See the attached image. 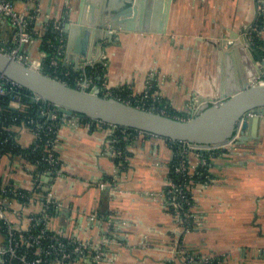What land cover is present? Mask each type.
Instances as JSON below:
<instances>
[{
  "label": "crops",
  "instance_id": "0c3cea01",
  "mask_svg": "<svg viewBox=\"0 0 264 264\" xmlns=\"http://www.w3.org/2000/svg\"><path fill=\"white\" fill-rule=\"evenodd\" d=\"M259 2L264 19V0ZM48 3L17 0L16 7L30 12L38 6L40 26L46 20L59 22L56 30L60 32L55 31L65 46L62 27L77 17L78 0ZM255 10L254 0H171L165 32L134 29L102 41L104 48L93 53L102 61L89 68L86 86L92 88L90 83H97L100 90L119 87L124 93L139 96L148 73L155 72L159 94L177 113L189 102L196 105L201 99L214 100L221 83L225 86L227 82L226 58L223 54L219 58L220 38L243 42V28L253 20ZM257 18L248 32L254 48L257 45L250 33L258 28ZM11 31L12 26L0 18V37L7 44H13ZM40 45V39L35 38L19 48L37 63L42 56ZM232 58L235 64L241 61L236 54ZM61 63L71 75L84 78V70H75L66 47ZM239 76L235 72V77ZM108 135L105 126L80 118H67L59 125L55 149L63 175L54 181L52 189L62 205L53 216L52 227L64 235L92 240L109 231L113 238L100 264H197L186 262L176 251L174 237L180 228L163 205V184L174 155L170 142L150 133L126 134V163L117 170V187L112 191L96 184L115 168ZM245 135L247 138L237 140L224 153L214 154L206 184L192 186L195 223L178 234L180 247L200 255L221 254L226 264H264V120L258 121L254 136L249 129ZM17 139L21 145H28L33 139L31 129H20ZM188 158L195 162L193 151ZM32 169L22 155L5 156L0 178L4 183L21 185ZM9 207L19 210L17 215L10 214L17 225L25 226L28 214L38 212L41 202L21 207L13 201ZM93 211L99 219L88 218ZM105 216H111V224ZM3 240L0 225V242ZM73 264L89 262L80 258Z\"/></svg>",
  "mask_w": 264,
  "mask_h": 264
},
{
  "label": "built area",
  "instance_id": "2783aa9c",
  "mask_svg": "<svg viewBox=\"0 0 264 264\" xmlns=\"http://www.w3.org/2000/svg\"><path fill=\"white\" fill-rule=\"evenodd\" d=\"M16 1L0 0V18H4L12 26L13 38V44H7L0 37V50L18 60L34 63L30 55L22 51L19 46L39 38L37 36L41 33L40 25L38 23L34 25L32 22L33 20L38 22L40 11L38 6L30 12L22 11L16 7ZM258 4V12L261 13L262 6L260 2ZM53 27L56 30L60 27V23H53ZM50 46L49 55L40 49L42 70L65 83L86 86L81 76L75 73L71 75L70 70L63 67L61 63L65 51L63 40L58 36L56 42L51 43ZM101 93L146 109L168 114V104L162 101V96L158 92L155 72L148 73L144 90L139 96H134L131 92L124 93L119 87L105 88L101 90ZM26 98L28 102L24 101ZM3 107L17 109L20 112L13 117V123L6 127L3 126V130L0 131V145L7 141L21 145L17 139L18 131L27 127L31 129L33 139L24 146L30 147L31 152H36L39 147L40 149L30 159L23 154L0 152V164L5 156L22 155L33 166V169L27 172V180L21 185L14 182L4 183L0 178V225L4 230V240L0 242V264H73L80 258L87 259L89 264H100L105 258L106 246L113 238L109 231L97 240H92L64 235L61 230L52 227L53 216L62 205L52 189L54 181L63 175V167L55 149L58 142V128L67 118L77 119L79 117L75 114L67 116L61 113L56 104L48 100L42 101L38 93L9 80L0 72V111ZM195 107L196 105L189 102L183 112L172 113V116L180 119L189 118L193 115ZM90 120L95 124L105 126L109 132L108 149L115 168L109 178L101 177L96 184L99 188L113 191L117 187L115 184L117 170L123 166L122 163L118 164L116 159L126 154L127 143H121L120 133L125 135L134 132L142 134L148 132L113 125L101 120ZM2 122H4L3 114L0 112V126L5 124ZM238 136L239 133L236 132L224 144H201L188 140H173L174 144L170 143L174 155L164 180L162 196L163 205L171 213L176 227L180 228V233L190 230L195 223L192 186L197 183L206 184L209 181L208 166L211 158L214 154L224 153L225 149L233 147ZM191 151L196 157L193 164L188 158ZM44 188L46 190H43ZM13 201L21 207L40 201L41 207L38 212L28 214V222L25 226L22 223L17 225L12 215H17L19 210L9 207ZM88 218L90 220L99 219L95 211L90 212ZM104 219L111 224V216H105ZM178 234L174 237L177 242L176 251L181 253L183 260L206 264L214 258V253L200 255L180 247ZM217 262L220 264L222 260L218 259Z\"/></svg>",
  "mask_w": 264,
  "mask_h": 264
},
{
  "label": "water",
  "instance_id": "95a60500",
  "mask_svg": "<svg viewBox=\"0 0 264 264\" xmlns=\"http://www.w3.org/2000/svg\"><path fill=\"white\" fill-rule=\"evenodd\" d=\"M170 1L78 0L77 17L70 18L62 31L66 33V52L69 58L73 57L75 70H84L83 83H87L89 68L102 61L93 53L104 48L102 41L105 38L111 41L113 34L134 29L165 32ZM254 2V18L241 34L245 44L241 40L220 38L222 46L218 51L222 49L219 58L222 54L226 58V85L221 83L218 98L199 100L193 115L186 119L102 94L97 83H90L92 88L65 83L42 70L41 58L37 63H30L0 50V72L9 80L38 93L42 101L56 104L67 116L75 114L79 118L101 120L171 140L224 144L236 132L239 133L237 140H243L247 138L246 129L254 136L258 121L264 120V79L260 81L264 77V57L248 38L249 30L255 26V18L258 16L259 19L260 15L259 0ZM258 27L264 28V19ZM233 54L241 58L237 64ZM235 72L240 76L235 77Z\"/></svg>",
  "mask_w": 264,
  "mask_h": 264
},
{
  "label": "trees",
  "instance_id": "16d2710c",
  "mask_svg": "<svg viewBox=\"0 0 264 264\" xmlns=\"http://www.w3.org/2000/svg\"><path fill=\"white\" fill-rule=\"evenodd\" d=\"M37 21H34L32 22V24H36ZM40 31L41 33L39 34V39H40V49L46 51V53L49 55L50 52H51V46L50 44L51 43H54L56 42L57 40V37L58 35L56 34V31L53 27V21L51 20H46V21H43L41 23V26H40ZM255 41L257 43H261V40L255 36ZM257 45V44H256ZM258 46V45H257ZM48 55L45 57V61L47 60V57ZM25 102H28V99H24ZM162 101L165 102V100L162 98ZM169 106V105H168ZM2 114H3V120L4 122L2 123H5L3 125L0 126V131L3 130V126L5 125H9L11 123H13V117L17 115L18 112H20V110H17V109H9V108H2L1 111ZM172 113H177L173 108L171 107H168V115H172ZM83 122H88V123H93L95 124V122H92L90 120V118H87V117H84V118H80ZM15 123H18V122H15ZM4 127V128H5ZM6 130V129H5ZM120 140H121V143L122 144H125L126 141H127V138L128 136L124 133H120ZM170 143H173L175 141L171 140V139H168L166 138ZM40 149V147L36 150V152H31L30 150V147L28 146H22V145H19V144H14V143H10L9 141L3 143L2 145H0V152H10L12 154H23L25 155L28 159H30L33 154H37L38 153V150ZM116 162L119 164V163H122L123 165L126 163V154H124L123 157H120L118 159H116ZM104 178H109V176H104ZM214 258L206 263V264H219L217 262L218 259L222 260V262L220 264H226L225 263V259H224V256L221 255V254H218V253H214Z\"/></svg>",
  "mask_w": 264,
  "mask_h": 264
},
{
  "label": "rangeland",
  "instance_id": "374dc122",
  "mask_svg": "<svg viewBox=\"0 0 264 264\" xmlns=\"http://www.w3.org/2000/svg\"><path fill=\"white\" fill-rule=\"evenodd\" d=\"M263 12L260 13L259 15V19L257 20V23H260V21L262 20L261 18H263ZM255 36H257L260 40H261V43H257L254 39H255ZM250 39H252V41H255L256 44L258 45L257 48L260 49L262 55L264 56V28L263 29H260L259 27L256 28V30L254 29L251 33H250ZM261 79H264V78H261Z\"/></svg>",
  "mask_w": 264,
  "mask_h": 264
}]
</instances>
